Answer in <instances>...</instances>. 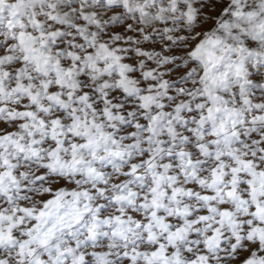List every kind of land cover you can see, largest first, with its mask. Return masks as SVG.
<instances>
[{"label":"snow or ice","instance_id":"6c2138e0","mask_svg":"<svg viewBox=\"0 0 264 264\" xmlns=\"http://www.w3.org/2000/svg\"><path fill=\"white\" fill-rule=\"evenodd\" d=\"M0 264H264V0H0Z\"/></svg>","mask_w":264,"mask_h":264}]
</instances>
